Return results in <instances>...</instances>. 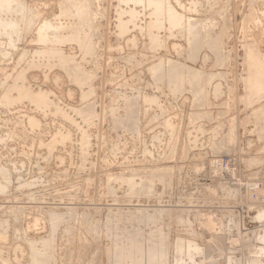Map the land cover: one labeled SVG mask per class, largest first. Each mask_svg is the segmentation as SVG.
Here are the masks:
<instances>
[{
  "label": "rangeland",
  "instance_id": "obj_1",
  "mask_svg": "<svg viewBox=\"0 0 264 264\" xmlns=\"http://www.w3.org/2000/svg\"><path fill=\"white\" fill-rule=\"evenodd\" d=\"M0 1V264H264V0Z\"/></svg>",
  "mask_w": 264,
  "mask_h": 264
},
{
  "label": "bare ground",
  "instance_id": "obj_2",
  "mask_svg": "<svg viewBox=\"0 0 264 264\" xmlns=\"http://www.w3.org/2000/svg\"><path fill=\"white\" fill-rule=\"evenodd\" d=\"M0 2H1V1H0ZM177 21H178V20H177ZM179 21H180V20H179ZM176 23H177V22H176ZM177 24H178V23H177ZM160 25H161V24H160ZM11 27H12V26H11ZM198 39H199V38H198ZM195 42H196V41H195ZM201 42H202V41H201ZM202 43H203V42H202ZM198 46H199V45H198ZM194 50H195V49H194ZM56 55H57V54H56ZM64 60H65V59H64ZM64 60H63V61H64ZM161 61H162V60H161ZM163 61H164V60H163ZM163 61H162V62H163ZM69 62H70V61H69ZM162 62H161V64H162ZM165 62H166V61H164L162 65H164ZM159 63H160V62H159ZM159 63H157V64H159ZM69 64H70V63H69ZM69 64H68V66H70ZM161 64H160V65H161ZM153 65H154V64H153ZM153 65H152V66H153ZM160 65H156V64H155L156 67H157V66L160 67ZM72 66H73V65H71L70 68H74V70H73V69H69V71L71 70V72H72V70L75 71V68H76V67H72ZM152 66H151V67H152ZM176 66H177V65H176ZM178 66H179V64H178ZM156 67H155V68H156ZM159 67H158V70H159ZM161 67H162V66H161ZM161 67H160V68H161ZM76 70H78V69H76ZM151 70L154 72V70H157V68L154 69V67H153ZM173 70H174V69H173ZM76 72H77V71H76ZM81 72H82V71H81ZM73 73H74V72H73ZM78 73H80V70H79ZM74 74H76V73H74ZM80 74H81V73H80ZM76 75H77V74H76ZM76 75H75V76H76ZM255 77H256V76H255ZM42 94H43V93H42ZM18 95H19V94H18ZM40 97H42V96H40ZM46 97H47V95H46ZM44 101H45V99H44ZM46 106H47V105H46ZM257 111H258V110H257ZM151 179H152V178H151ZM127 217H128V216H127ZM118 221H119V219H118ZM120 221H121V219H120Z\"/></svg>",
  "mask_w": 264,
  "mask_h": 264
},
{
  "label": "built area",
  "instance_id": "obj_3",
  "mask_svg": "<svg viewBox=\"0 0 264 264\" xmlns=\"http://www.w3.org/2000/svg\"><path fill=\"white\" fill-rule=\"evenodd\" d=\"M227 161H229V158L226 159ZM230 162V161H229Z\"/></svg>",
  "mask_w": 264,
  "mask_h": 264
}]
</instances>
